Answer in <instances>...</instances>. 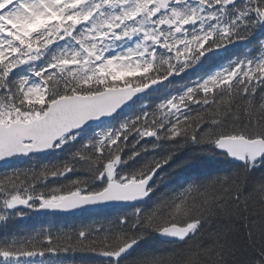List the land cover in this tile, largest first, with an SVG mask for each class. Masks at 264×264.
Returning a JSON list of instances; mask_svg holds the SVG:
<instances>
[{
  "label": "snow or ice",
  "instance_id": "snow-or-ice-1",
  "mask_svg": "<svg viewBox=\"0 0 264 264\" xmlns=\"http://www.w3.org/2000/svg\"><path fill=\"white\" fill-rule=\"evenodd\" d=\"M0 165V228L119 208L0 264H264V0H0Z\"/></svg>",
  "mask_w": 264,
  "mask_h": 264
},
{
  "label": "trees",
  "instance_id": "trees-1",
  "mask_svg": "<svg viewBox=\"0 0 264 264\" xmlns=\"http://www.w3.org/2000/svg\"><path fill=\"white\" fill-rule=\"evenodd\" d=\"M232 52H239V51H246V49H243L241 46H237L236 48L231 50ZM221 55H226L222 53ZM187 80L181 81L177 79L174 81L172 87H179L181 84L186 83ZM153 102H159L154 100H149L147 103H153ZM140 109V105L137 104L133 106L131 110H129L126 115L133 116L135 114H138ZM44 162L43 159L40 161H37L35 163ZM33 162H29L27 160L16 162L13 167H29L30 164ZM217 167H221V165H217L211 161H202L197 165L196 170L200 172H212ZM9 169V168H8ZM10 171V169H9ZM4 173H0V175H3ZM77 174H71L69 175V178H75ZM63 181H51V185H55L56 183H62ZM119 211V208H110V209H98L94 211H88L82 214L76 215L74 218H68V224H65L60 221V219H52V217L47 214L45 218V222L43 223V226L38 223V220L32 221L29 224L28 233L27 235H31L34 232L41 231V230H52L54 232L58 231H75L79 227L85 224H93L99 221H103L106 218H111L113 215H115ZM75 221V222H74ZM73 222V223H72ZM71 223V224H70ZM62 260L65 261V264H102V258L92 256L91 254H85V253H69L67 255H62L60 257Z\"/></svg>",
  "mask_w": 264,
  "mask_h": 264
},
{
  "label": "water",
  "instance_id": "water-1",
  "mask_svg": "<svg viewBox=\"0 0 264 264\" xmlns=\"http://www.w3.org/2000/svg\"><path fill=\"white\" fill-rule=\"evenodd\" d=\"M42 212H45V211H42ZM77 212V211H76ZM53 213H57V212H53ZM73 213H75V212H71V213H68V214H73Z\"/></svg>",
  "mask_w": 264,
  "mask_h": 264
}]
</instances>
